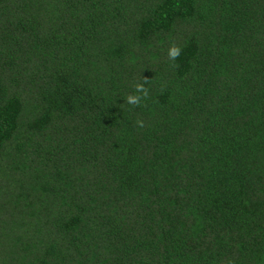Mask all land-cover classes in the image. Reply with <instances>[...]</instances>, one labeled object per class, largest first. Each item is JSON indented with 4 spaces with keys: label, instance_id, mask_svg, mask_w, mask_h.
<instances>
[{
    "label": "trees",
    "instance_id": "1",
    "mask_svg": "<svg viewBox=\"0 0 264 264\" xmlns=\"http://www.w3.org/2000/svg\"><path fill=\"white\" fill-rule=\"evenodd\" d=\"M0 264H264V0H0Z\"/></svg>",
    "mask_w": 264,
    "mask_h": 264
},
{
    "label": "clouds",
    "instance_id": "2",
    "mask_svg": "<svg viewBox=\"0 0 264 264\" xmlns=\"http://www.w3.org/2000/svg\"><path fill=\"white\" fill-rule=\"evenodd\" d=\"M178 54V50H172V52H171V55H173V56H175V55H177Z\"/></svg>",
    "mask_w": 264,
    "mask_h": 264
}]
</instances>
